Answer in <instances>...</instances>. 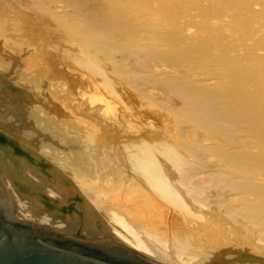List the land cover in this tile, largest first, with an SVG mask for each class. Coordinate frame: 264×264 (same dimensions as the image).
<instances>
[{
  "label": "bare ground",
  "instance_id": "6f19581e",
  "mask_svg": "<svg viewBox=\"0 0 264 264\" xmlns=\"http://www.w3.org/2000/svg\"><path fill=\"white\" fill-rule=\"evenodd\" d=\"M57 2L53 8L49 6V13L65 25L72 40L77 42L78 62L101 75L109 91L112 83L97 59L98 52L113 62V72L119 78L138 80L139 93L145 97L155 91L150 86L160 91L158 84H165L162 88L169 91L166 93L169 97L157 100L162 99L158 101L177 115V123L170 131L172 137L175 133V139L167 142L164 137L166 141L157 144L135 145L126 151L124 160L128 170H125L122 166L109 167L97 161L92 155L95 146L87 141L70 140L73 134H69V128L64 133L57 132L59 129L51 132L57 142L47 154L40 149L43 146L38 148V140L36 145L31 142L35 138L30 140L25 136L26 133L31 136L32 130H12V135H20L22 147L29 148L36 157L43 158L39 153L44 151L43 156L56 177L37 176L34 169L15 155L12 147L0 142V189L7 194L10 214L27 225L44 227L34 222L49 223L61 231L66 220L78 223L80 218L74 214L62 219L57 215L60 206L58 210L53 209L52 214L51 209L43 208L48 205L40 194L45 192L56 197L60 205L68 202L70 196L80 195L85 204L82 206L85 219L82 233L111 237L118 230L138 251L146 252L148 245L130 225L139 223V208L144 204L151 211L150 217L157 215L152 223L148 222L151 236L170 235L183 249L197 250L203 255L199 264H210V253L213 262H218L223 250L218 245L224 236L229 238L227 234L232 231L219 227L218 234L207 230L206 223L191 219V207L198 210L209 205L215 211L210 223L218 222L220 213L236 225L234 236L242 245L253 241L260 246L253 251L245 246L235 247L256 254L248 258L245 252H240L237 260L243 264H264V0H124L131 11L126 9L129 14H117L111 7L112 13L96 14V21L102 26L106 24L116 37L103 31L105 36H99L81 22L79 12L67 10L61 3L56 5ZM126 10L121 12L126 13ZM182 17H187L186 22L179 20ZM141 32L145 35L140 37ZM146 35L151 38H145ZM189 41L195 44L181 46ZM17 50L25 52L26 49L18 47ZM191 53L197 55L200 70H196L193 63L195 67H182L177 71L174 65L180 69L179 63ZM15 54L20 55L17 51ZM139 58L142 59L137 63ZM174 94L181 102L175 107L170 104ZM13 99L6 103L11 110L15 107ZM59 112L65 111L60 109ZM156 148L162 153V159L157 157ZM166 173L176 180L172 182ZM38 177L39 186L32 183L38 181L35 179ZM125 178L132 185L130 188H121ZM37 190V195L33 193L35 196L25 192ZM115 200H123L126 205ZM158 206L164 210L159 211ZM185 220H190L193 226ZM96 224L102 229H93ZM190 238L197 242L196 246L191 245Z\"/></svg>",
  "mask_w": 264,
  "mask_h": 264
},
{
  "label": "rangeland",
  "instance_id": "374dc122",
  "mask_svg": "<svg viewBox=\"0 0 264 264\" xmlns=\"http://www.w3.org/2000/svg\"><path fill=\"white\" fill-rule=\"evenodd\" d=\"M57 1L0 0V58L2 57V59H0V62L2 61V63H0V111H2L0 112V142H2L5 147H12L15 155L21 157L28 168L30 167L31 170L34 169L33 172H35L36 175L38 173L37 176L42 178L47 176L49 179H53V177H56V173L51 165L47 164L49 162H47L48 160L43 156L44 151L41 154L39 153L43 158L36 157L30 152L29 148L25 149L22 147L21 142L19 141L20 135H17V133H15V136L12 135V133H14L12 130L19 131V129L22 128L24 131L26 130V132L32 130L31 132H33L34 136L33 134L28 136L29 134L24 132L26 133L25 136L27 135L26 137H29L28 139L30 140L35 138V141L32 140L31 142L34 144L36 142V145L39 141L38 148L43 146L40 149L45 150L47 154L48 152H52L51 148L53 149V147H51V145L53 146L56 144L54 142H57L56 138L52 137V133L57 131V129H59L57 132L64 133V131L69 128V134H73V137L71 136V138H69L70 140H81L82 142L87 141L90 142L93 147L95 146L92 155L95 158H98L97 161H103V163L108 164L109 167L116 166L115 168H117L122 166V169L124 168L125 170H128V167L125 166L126 162L124 159H126L127 152H129L135 145H140L143 142L157 144L161 141H166V139L167 142L174 141L175 133L172 137L170 131L173 130L174 125L177 123V115L173 110H170L171 108H168L165 103L158 101L168 98L169 96L166 93H169V91H167L166 88L163 90L162 87L165 85L164 83H159L160 85L158 84V87L160 86V91L157 87L156 89L154 86H150L152 90H155L153 92L155 95L152 93V95H146L145 97V95L139 93L140 87L137 84L138 80L125 79L123 76L119 78L118 75L113 72V62L109 61L102 52H98L97 54L99 56L97 55V59L103 66L105 73L109 76L112 83V90L109 91L103 84L101 75L91 72L89 68L82 66L78 62L80 50L77 42L72 40V36L65 25L58 19L54 18V16L49 13L48 9L49 6L53 8L52 6L55 2H57L56 5L61 3L67 7V10L76 13L79 12L82 15L81 22L86 24V27L93 29L99 36H105L103 34L105 32L108 36L116 37V34L108 31V26L106 24H103L104 27L96 21V14L105 11L112 13L110 10L111 7L117 14L123 13V15H127L131 11L128 6L126 7L124 5V0H118L116 2L114 0ZM117 8H121L120 11L119 9L117 11ZM124 10H126V13L121 12ZM186 19L187 17H182L179 20H181V22H186ZM101 31H103V33H101ZM143 35H145L144 32L139 33L140 37ZM8 38H11L12 40H9ZM145 38L149 39L151 38V35H146ZM194 44V42L189 41V43H182L181 46ZM18 47L25 48L27 52L26 50L25 52L18 51ZM16 51L17 53L19 52L20 55H16ZM5 56L8 57V59L4 58ZM141 59L142 58H139L137 63L140 62ZM161 61L165 64L170 63L164 60ZM198 61L197 55L191 53L189 57L179 63V66H181L180 69L176 65H174V68H176L177 71L181 70L182 67L187 69L195 67L193 63H196L195 69L200 70V67H198ZM3 65L5 67H3ZM134 67L137 68L136 64ZM11 96L13 98L15 97V99ZM173 96L174 99L170 98V104L175 107L181 102L175 94ZM157 98L162 99L157 100ZM11 99L15 100V107H13V110H11L6 104L8 101L11 102ZM60 109L65 112H59ZM97 139H99V141H97ZM104 139H106V141ZM41 140L44 141V144ZM48 140H51L52 142L50 141V143ZM157 150L158 149L156 148L157 157L162 159V153L160 150ZM49 169L52 171H49ZM27 171H29V169H27ZM27 171H25V174ZM167 171V173H169L170 170ZM167 175L172 182L176 180L174 176L171 177L169 174ZM35 179L38 181H32L33 184H41V179L39 177ZM128 180L129 179L126 180V178L124 179L121 188H126L127 186L130 188V186H132L129 184ZM108 182H111V180ZM175 185L178 184L176 183ZM38 191L39 190L31 193L27 191L25 192L26 194L35 196L34 194L38 193ZM117 192L118 191H116V193ZM40 195H43L42 200L48 205H43V208L46 210L51 209L50 211L52 214L54 212H52V210H58L56 208L60 206L57 215L61 216L62 219H69L68 217H72L74 214H76L75 217L80 218L81 221L78 223L71 219L69 221L66 220L64 223L65 228L63 227L64 230L62 229L61 231L95 238L128 249L132 253L145 256L146 263L199 264V262L203 260V255L198 253L197 250H186L185 247L183 249L181 245H177L178 243H176V240L170 235L156 234L158 236H151V228H149V224L152 223L151 220L154 221L156 219L157 215L150 217L149 214H151V211L147 205L143 204L139 208L138 215L141 217H139V223H130L131 227L138 232L139 236L146 242V245H148V251L144 252L140 250L138 251L129 241L128 237L118 230L114 231V236L111 237H103V235L87 236L85 233H82L81 230L84 228L85 224L84 209L82 208L85 204H82V196H70L68 202L60 205L61 203H59V199H56V197L52 198V195L49 196L45 192H42ZM6 196L7 194L5 193V199H8ZM115 202L121 205H126L123 200H120V202L115 200ZM81 208L83 210H81ZM157 209H159V211L164 210L161 206H158ZM191 211V219L199 221L198 223H206L208 225L207 230H212L219 234V231H221L220 229L223 227V230L228 231L231 229L232 231L230 234H227L229 238L223 235V241L218 245L219 248L223 249L218 255L217 260L219 263L217 261L213 262V257L210 253L209 257L212 261L210 264H227L228 261H230L229 264H231V261L233 262L232 264H243L241 260H237V256L240 252L241 254L244 253L246 249H244L245 251L237 250L235 247L245 246L248 247L249 251L251 249L253 251L256 247L260 248V246L253 241L242 245L243 243H241L240 240H237L234 236V232L237 228L236 225L229 223L224 215L219 213L217 215L219 217L218 222L211 221L210 223L209 219L215 213L211 206L208 205V208L207 206H204L198 210L191 207ZM143 216L146 219H142ZM73 219L76 220L75 218ZM34 223L50 229L55 228L49 223ZM185 223L190 225L191 221L185 220ZM95 226L96 227L93 228L95 230L102 229L99 224H96ZM233 228H235V231ZM190 241L191 245L196 246L197 242L193 238H190ZM211 248L214 249L215 245H211ZM209 252H212V250H209ZM244 254H246L248 258H252L253 255H256L253 252H245ZM235 260L238 262H235Z\"/></svg>",
  "mask_w": 264,
  "mask_h": 264
},
{
  "label": "water",
  "instance_id": "95a60500",
  "mask_svg": "<svg viewBox=\"0 0 264 264\" xmlns=\"http://www.w3.org/2000/svg\"><path fill=\"white\" fill-rule=\"evenodd\" d=\"M0 264H153L130 250L82 235L26 225L0 189Z\"/></svg>",
  "mask_w": 264,
  "mask_h": 264
}]
</instances>
